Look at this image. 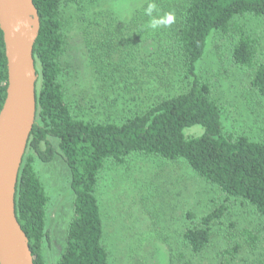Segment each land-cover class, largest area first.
I'll use <instances>...</instances> for the list:
<instances>
[{
    "label": "rangeland",
    "instance_id": "374dc122",
    "mask_svg": "<svg viewBox=\"0 0 264 264\" xmlns=\"http://www.w3.org/2000/svg\"><path fill=\"white\" fill-rule=\"evenodd\" d=\"M186 1H62L61 83L75 117L120 124L184 86L170 59L167 34L170 14L174 20ZM149 3L157 6L151 16L145 14ZM153 20L155 29L149 27ZM236 21L264 53V20L244 16ZM107 32L113 36L102 57L91 49L102 53L99 42ZM231 45L230 36L214 34L198 73L217 82L225 130L256 140L264 127V103L250 88V75L232 65ZM185 134L196 137L201 130ZM49 142L57 149V141ZM26 155L32 157L48 197L42 256L45 264H55L72 219L70 173L58 154L50 163L39 161L34 152ZM97 198L111 264H259L264 259V216L228 200L182 161L133 155L122 165H108L101 173ZM220 207L225 212L211 225V243L201 254H192L182 242L183 232ZM244 232L258 236L254 249ZM239 245L233 262L227 251Z\"/></svg>",
    "mask_w": 264,
    "mask_h": 264
},
{
    "label": "trees",
    "instance_id": "16d2710c",
    "mask_svg": "<svg viewBox=\"0 0 264 264\" xmlns=\"http://www.w3.org/2000/svg\"><path fill=\"white\" fill-rule=\"evenodd\" d=\"M40 26L33 47L39 75L36 84V118L21 164L15 212L25 233L33 264H45L42 256L46 234L48 197L27 152L50 163L56 154L70 173L74 199L65 248L55 264H111L104 242V220L97 189L101 173L108 165H122L133 155L169 162H184L202 181L215 186L228 200L264 216V127L252 140L241 133L228 132L223 123V106L218 85L202 77L198 65L214 34L230 36L232 65L250 75V88L264 103V53L259 42L237 19L252 16L264 20V0H187L168 31L174 70L184 86L167 97L134 113L124 122L81 120L73 115L61 83L64 55L63 0H32ZM82 4L85 0H64ZM112 33H106L91 50L102 57ZM97 43V42H96ZM102 63V60H100ZM7 88V63L0 30V110ZM199 128L201 134L187 137L186 131ZM57 141V149L49 142ZM223 208L200 218L182 234V242L194 255L211 243V225L224 216ZM254 249L258 236L244 232ZM242 246L227 254L233 262ZM264 264V259L259 261Z\"/></svg>",
    "mask_w": 264,
    "mask_h": 264
},
{
    "label": "water",
    "instance_id": "95a60500",
    "mask_svg": "<svg viewBox=\"0 0 264 264\" xmlns=\"http://www.w3.org/2000/svg\"><path fill=\"white\" fill-rule=\"evenodd\" d=\"M40 20L32 0H0V30L7 63L0 110V264H33L28 239L15 212L17 184L35 124L39 78L33 47Z\"/></svg>",
    "mask_w": 264,
    "mask_h": 264
},
{
    "label": "clouds",
    "instance_id": "9594fccd",
    "mask_svg": "<svg viewBox=\"0 0 264 264\" xmlns=\"http://www.w3.org/2000/svg\"><path fill=\"white\" fill-rule=\"evenodd\" d=\"M156 7H157V6H156L155 3H149L148 8L145 9V14L148 15V16H151L152 12H153L154 10H156ZM172 22H173V17H172L171 14H170V16H169V20H168V23L170 24V23H172ZM149 27L152 28V29H155V28L158 27V24H157V22H156L155 20H153V21L149 24Z\"/></svg>",
    "mask_w": 264,
    "mask_h": 264
}]
</instances>
